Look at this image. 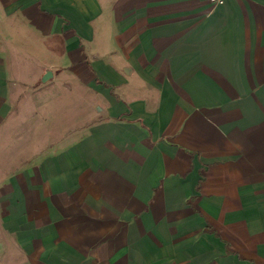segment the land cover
I'll return each instance as SVG.
<instances>
[{"label": "crops", "instance_id": "0c3cea01", "mask_svg": "<svg viewBox=\"0 0 264 264\" xmlns=\"http://www.w3.org/2000/svg\"><path fill=\"white\" fill-rule=\"evenodd\" d=\"M0 264H264V0H0Z\"/></svg>", "mask_w": 264, "mask_h": 264}, {"label": "rangeland", "instance_id": "374dc122", "mask_svg": "<svg viewBox=\"0 0 264 264\" xmlns=\"http://www.w3.org/2000/svg\"><path fill=\"white\" fill-rule=\"evenodd\" d=\"M44 95H42L41 97H43ZM55 107V106H54ZM56 108V110H57V106L55 107ZM66 110V109H65ZM64 109L62 110V111H60V112H58L57 111V113H58V117H59V115H61L62 117H61V119L63 120V118H64V116H63V114H65V116H66V118H64L65 120H67L68 119V111H64ZM69 113H70V115L72 114V112H71V110H69ZM73 113H75V112H73ZM27 124H26V126H24V128H23V132H22V135H21V137H23V141L25 142V140H26V138H28L29 137V135H30V131H31V117L30 116H28V118H27ZM33 125H34V123H33ZM42 134V133H41ZM55 135L57 136L58 135V133H57V130H56V132H55ZM19 138V137H18ZM23 147H24V152H29L30 151V143L28 144V143H23Z\"/></svg>", "mask_w": 264, "mask_h": 264}, {"label": "built area", "instance_id": "2783aa9c", "mask_svg": "<svg viewBox=\"0 0 264 264\" xmlns=\"http://www.w3.org/2000/svg\"><path fill=\"white\" fill-rule=\"evenodd\" d=\"M226 0H209L212 5L223 4Z\"/></svg>", "mask_w": 264, "mask_h": 264}, {"label": "water", "instance_id": "95a60500", "mask_svg": "<svg viewBox=\"0 0 264 264\" xmlns=\"http://www.w3.org/2000/svg\"><path fill=\"white\" fill-rule=\"evenodd\" d=\"M52 72L51 71H47L43 77V81H47L48 79H50L52 77Z\"/></svg>", "mask_w": 264, "mask_h": 264}]
</instances>
